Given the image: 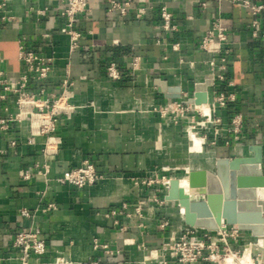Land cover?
I'll return each mask as SVG.
<instances>
[{"label":"crops","instance_id":"crops-1","mask_svg":"<svg viewBox=\"0 0 264 264\" xmlns=\"http://www.w3.org/2000/svg\"><path fill=\"white\" fill-rule=\"evenodd\" d=\"M108 2L90 0V11L79 16L82 39L75 52L69 49L57 0H14L8 9L15 19L0 23V70L7 78L19 80L23 74L20 47L25 46L53 58L42 82L43 97L59 95L65 79L72 82L68 87L73 92L69 100L73 110L56 120L52 144H47L46 136L28 142L26 120L0 130V264H20L13 246L16 234L33 227L42 230L48 245L42 264H55L58 257L70 264L90 260L136 264L147 260L150 250L161 249L170 234L182 233L186 224L178 202L159 204L155 199L165 198L169 181L163 190L160 183L135 180L158 176L162 150L172 160L185 162V176L189 166L215 167L199 166L203 156L190 150L192 126H186V134L184 120L161 112L173 101L192 97L197 83L212 79L206 63L209 55L200 44L215 19L228 28L224 46L231 50L225 78L215 83L225 93L234 92L236 100L220 110L223 136L216 138L218 147L210 151L215 163L218 157L250 156L255 145L262 147L264 156V39L253 36L250 9L233 0H130L128 14L122 16L108 12ZM252 2L264 4V0ZM163 4L173 16L171 29L162 26ZM47 5L46 14L38 13ZM260 20L263 32L264 10ZM112 63L119 69L118 79L108 73ZM159 79L181 87L182 97H166L155 84ZM27 89L39 91L31 78ZM0 93L5 94L0 118L13 116L17 95ZM198 105L203 112L208 108ZM236 114L243 118L240 141L228 132ZM13 139L18 140L16 146L11 145ZM85 159L92 160L99 172L95 185L80 189L55 181ZM46 168L51 179L44 175ZM191 196L202 198L203 191L195 189ZM113 210L117 213L107 217ZM163 220L170 224L164 230L159 226ZM95 238L108 243L115 254L96 250ZM167 259L173 264L169 253ZM147 262L158 264L151 258Z\"/></svg>","mask_w":264,"mask_h":264},{"label":"built area","instance_id":"built-area-1","mask_svg":"<svg viewBox=\"0 0 264 264\" xmlns=\"http://www.w3.org/2000/svg\"><path fill=\"white\" fill-rule=\"evenodd\" d=\"M13 1L0 0V23L15 19V16L8 9ZM57 2L58 14L65 19L64 31L69 36V49L71 52H75L79 48L82 39V32L77 27L79 16L90 11V0H57ZM233 2L250 9L253 15V36L264 39V31L261 30L260 20L264 4L254 3L252 0H233ZM130 5V0H109L108 12H117L125 16L128 14ZM49 6L47 5L44 9L38 10V13L46 14ZM160 10L163 20L162 26L165 29L173 28V16L167 5L163 4ZM138 16H141V13ZM227 31L228 28L219 19L210 21L207 26V33L200 44L201 49L209 55L206 63L210 68L209 78L213 80V84L210 86L213 95L210 96L209 94L208 98V114H205L198 104L187 103V99L173 101L167 108L161 109L162 114L170 112L175 115L176 120H184V127L185 125L192 126L194 133L204 139V144L212 145L215 148L218 147L216 138L223 136L221 129L223 119L220 110L227 108L229 102L236 100L234 92L225 93L215 83L216 79L223 80L225 78L229 68L228 56L231 50L224 46L228 40ZM20 59L24 62L25 68L19 80L7 78L4 72L0 70V90L17 95L16 105L18 109L13 116L0 118V130H7L10 122H23L26 120L28 124L26 139L28 142H32L36 136H46L47 144H52L55 138L53 133L56 130V120L63 114L68 116V112L73 110V105L69 102L73 97V92L68 87L72 82L69 83L67 79L63 80L62 91L59 95L52 94L43 97L45 90L42 82L51 70L50 64L53 58L42 56L33 49L21 46ZM138 63L137 58L134 64L138 65ZM108 73L114 79L120 78V72L115 63L110 64ZM30 78L38 85V93L27 89ZM3 98H5V94L0 93V99ZM243 126L242 115H234L228 129L233 140H241ZM209 137L212 140H209ZM17 143V139L11 141L12 146H16ZM48 150H46V153H49ZM261 166L264 169V162ZM49 173L50 169L46 168L44 175L47 179H51ZM29 175L28 172L25 176L28 177ZM165 179V176L162 180H139L136 178L135 182L160 183L161 186L163 184V190H166ZM99 180V172L95 163L90 159H85L81 164L70 167L55 179L59 184L71 185L80 189L93 186ZM203 198H205L204 191ZM155 199L159 204L166 202L164 198ZM123 206L126 207V204ZM51 207L54 208V205H51ZM140 210L141 207L137 206L136 211L140 212ZM116 213L117 210H113L107 213L106 216L111 218ZM22 214L29 216V212L26 210H23ZM169 225L168 220H163L159 224L163 230ZM258 239L248 235L247 231L241 230L236 225H224V227L215 231L186 225L180 235L170 234L161 249L150 250L149 258L158 260V264H171L170 260L167 259L169 253L173 258V264H240L239 257L245 254L247 245L257 242ZM13 246L19 252L20 264H42L41 260L48 252L47 242L42 236V230L38 227L18 231ZM93 246L96 250L103 251L104 254H115L108 243H100L96 238L93 240ZM116 253H119V251ZM258 254L253 253V259ZM230 257L231 260H229ZM148 259L138 261L136 264H148ZM256 260V264H264V259L257 257ZM55 264H70V262L63 257H58ZM85 264H100V261L90 260Z\"/></svg>","mask_w":264,"mask_h":264},{"label":"water","instance_id":"water-1","mask_svg":"<svg viewBox=\"0 0 264 264\" xmlns=\"http://www.w3.org/2000/svg\"><path fill=\"white\" fill-rule=\"evenodd\" d=\"M155 84L168 98L182 97L179 86H168L160 79ZM212 84V79L197 83L194 95L186 102H208V88ZM251 151L250 156L218 157L213 170H191L189 187L204 191L203 199H191L180 187L178 179L170 181L165 199L179 201L186 225L210 231L218 230L222 224L236 225L253 237L264 236V197L259 195V189L264 187L261 167L264 156L259 145L251 146Z\"/></svg>","mask_w":264,"mask_h":264},{"label":"bare ground","instance_id":"bare-ground-1","mask_svg":"<svg viewBox=\"0 0 264 264\" xmlns=\"http://www.w3.org/2000/svg\"><path fill=\"white\" fill-rule=\"evenodd\" d=\"M205 104H207V106H208V102H206ZM207 110H208V108L205 106L204 107V111L206 112V113L204 112L205 114H208ZM186 126H188V125H185V130L187 132ZM190 137H191V140H192L191 146H190V150L192 152H194V153H197V154L203 156L202 157L203 158V160H202L203 163L199 164V166H203V165L206 166L207 165L209 167H214V164H215V154H214V152L213 151H207V152L204 151L203 143H202L204 140L201 141L200 137L197 136L194 133L193 128H191V130H190ZM190 167L191 166H189L188 169L191 171ZM190 171H189V173H190ZM189 173H188L187 176H184V177H181V178H176V179L179 180L180 187L183 189L184 193L187 194L191 198V194H190L191 192L190 191L191 190H195V189H192V188L189 187ZM171 178H169V180L167 178L165 179V181L166 180L169 181V185H170V181L172 179H174V178H172V179ZM167 192H166V194H167ZM259 195L261 197H264V187L259 189ZM191 199H193V198H191ZM199 199H203V197L199 198ZM193 200H197V199H193ZM166 201H175V202H178V204H179V201H177V200H166ZM181 212H182V215H183V209L182 208H181ZM222 227H224V224L221 225V228ZM257 238H259L257 240V242H252L251 244L247 245L245 254L239 257L240 264H256L254 262L252 254L253 253H257V249H259V253H261V258L260 259H264V252L262 250L264 248V245H263L264 244L263 243L264 242V236H257ZM229 260H231V257H230Z\"/></svg>","mask_w":264,"mask_h":264},{"label":"rangeland","instance_id":"rangeland-1","mask_svg":"<svg viewBox=\"0 0 264 264\" xmlns=\"http://www.w3.org/2000/svg\"><path fill=\"white\" fill-rule=\"evenodd\" d=\"M186 134H188V132H186ZM170 143L171 142H169L168 145H170ZM203 149H204V151L207 152V151H210V150H213V149H216V148L214 146H212V145L204 144ZM183 163H185V162L184 161L178 162V161L172 160L162 150L161 162L159 164V172L160 173L154 179H156V180H162L163 176H165L169 180V178L174 177V176H177V177L185 176L186 173H187V170H186L187 166L183 165ZM198 168L193 167L192 169H198ZM168 180L165 181V184H167ZM162 186H163V184H162ZM191 191H193V190H191ZM164 195H166V193ZM192 196H191V198H192ZM262 250L264 252V248ZM257 253H259V249H257ZM257 257L258 258H261V254L259 253L257 255ZM256 258L254 259L255 260V263H257Z\"/></svg>","mask_w":264,"mask_h":264}]
</instances>
